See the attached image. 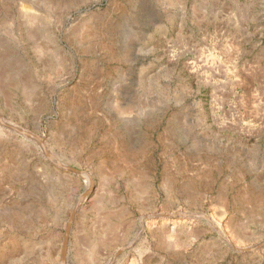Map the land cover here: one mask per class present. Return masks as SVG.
Returning <instances> with one entry per match:
<instances>
[{"label": "rangeland", "instance_id": "rangeland-1", "mask_svg": "<svg viewBox=\"0 0 264 264\" xmlns=\"http://www.w3.org/2000/svg\"><path fill=\"white\" fill-rule=\"evenodd\" d=\"M263 240L264 0H0V264H264Z\"/></svg>", "mask_w": 264, "mask_h": 264}, {"label": "water", "instance_id": "water-1", "mask_svg": "<svg viewBox=\"0 0 264 264\" xmlns=\"http://www.w3.org/2000/svg\"><path fill=\"white\" fill-rule=\"evenodd\" d=\"M94 6H95V3L94 2H87L85 5H83L82 7H80V8H78L76 11L78 12V13H82L83 11H85V12H90V11H92V9L94 8ZM17 131H19V132H21V133H24V134H27V135H30V136H32V137H34V138H37L38 139V137L34 134V133H32V132H29V131H26V130H23V129H19V128H17V127H14ZM59 165H62L61 163H59ZM63 167H66V166H63ZM68 169H70V170H72V171H75V172H85V171H81V170H79V169H77V168H75V167H67ZM79 203H80V200L77 202V204H76V206H75V208H74V210H73V212H72V215H71V217H70V221L73 219V217H74V215H75V212H76V210H77V207H78V205H79ZM188 215H193V216H196V217H208L206 214H204V213H187ZM65 238H67V234H66V237ZM261 245H264V240L262 241V242H260L258 245H256V247H259V246H261Z\"/></svg>", "mask_w": 264, "mask_h": 264}, {"label": "bare ground", "instance_id": "bare-ground-1", "mask_svg": "<svg viewBox=\"0 0 264 264\" xmlns=\"http://www.w3.org/2000/svg\"><path fill=\"white\" fill-rule=\"evenodd\" d=\"M104 218L107 220V224H106L107 225V229L108 230H114L116 228V226H117L116 223L118 222V217L116 216V213L114 211L113 212L111 211L107 215H105ZM152 224H154V223H152Z\"/></svg>", "mask_w": 264, "mask_h": 264}]
</instances>
